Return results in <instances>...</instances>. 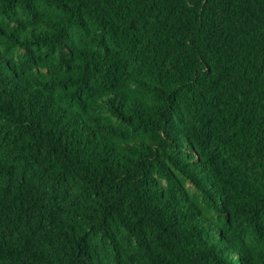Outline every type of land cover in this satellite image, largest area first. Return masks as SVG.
Masks as SVG:
<instances>
[{"label": "trees", "instance_id": "1", "mask_svg": "<svg viewBox=\"0 0 264 264\" xmlns=\"http://www.w3.org/2000/svg\"><path fill=\"white\" fill-rule=\"evenodd\" d=\"M0 264H264V0H0Z\"/></svg>", "mask_w": 264, "mask_h": 264}]
</instances>
